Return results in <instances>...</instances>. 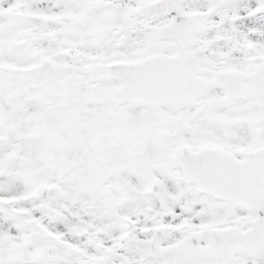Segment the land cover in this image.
Wrapping results in <instances>:
<instances>
[{"label":"snow or ice","instance_id":"snow-or-ice-1","mask_svg":"<svg viewBox=\"0 0 264 264\" xmlns=\"http://www.w3.org/2000/svg\"><path fill=\"white\" fill-rule=\"evenodd\" d=\"M0 264H264V0H0Z\"/></svg>","mask_w":264,"mask_h":264}]
</instances>
